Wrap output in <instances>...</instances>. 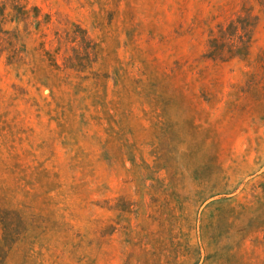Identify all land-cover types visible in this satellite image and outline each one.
<instances>
[{
    "label": "rangeland",
    "instance_id": "rangeland-1",
    "mask_svg": "<svg viewBox=\"0 0 264 264\" xmlns=\"http://www.w3.org/2000/svg\"><path fill=\"white\" fill-rule=\"evenodd\" d=\"M19 2L0 264H264V0Z\"/></svg>",
    "mask_w": 264,
    "mask_h": 264
},
{
    "label": "trees",
    "instance_id": "trees-1",
    "mask_svg": "<svg viewBox=\"0 0 264 264\" xmlns=\"http://www.w3.org/2000/svg\"><path fill=\"white\" fill-rule=\"evenodd\" d=\"M11 3V13L9 17H13L16 19V21L25 18L28 15V10L26 9V6L19 2V0H9ZM36 11V9H33ZM37 12V11H36ZM4 13H2L3 16ZM36 16V15H35ZM13 21V20H12Z\"/></svg>",
    "mask_w": 264,
    "mask_h": 264
}]
</instances>
